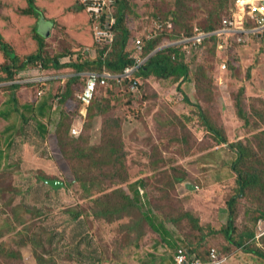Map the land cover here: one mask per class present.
Listing matches in <instances>:
<instances>
[{
	"label": "rangeland",
	"instance_id": "374dc122",
	"mask_svg": "<svg viewBox=\"0 0 264 264\" xmlns=\"http://www.w3.org/2000/svg\"><path fill=\"white\" fill-rule=\"evenodd\" d=\"M36 1L55 20L47 37L49 55L77 52L93 43L94 23L86 10L77 11L83 0ZM220 1L125 0L126 22L132 32L130 50L137 52L138 40L144 47L146 40L161 37L159 51L179 42L189 29L202 30L213 5ZM118 7L117 0H112V15ZM25 8L26 0H0V28L21 51H34L33 30L40 22L37 25L36 20L21 17ZM263 41L246 44L232 38L226 45L218 40L223 45L221 49L217 45L218 54L215 47L204 43L185 51L190 81L178 90L174 81L155 77L137 79V85L118 84L110 95L100 90L95 101L99 99L103 113L110 110L109 114L97 112L85 125L82 107V117L78 115L71 124V129L77 126L80 131L73 134L70 129L69 137L71 141L83 138L81 143L89 148L104 147L108 118L120 117L119 155L124 168L98 169L96 159L86 165L83 181H79L83 172L72 169L55 132L62 117L61 97L51 99L64 91L76 73L34 68L20 74L22 84L49 82L40 93L37 84L20 91L27 102L32 98L49 102L46 115L40 118L49 130L44 136L38 120L26 123L22 119L23 113L32 114L17 97L12 100V91L3 92L6 83L1 84L0 111L12 112L0 119V250L8 256L22 251L25 264H169L179 248L195 250L193 255L215 248L227 257L223 264H264L262 256L229 242L223 231L229 220L228 201L238 189L234 170L238 154L231 143L249 146L253 172L264 169ZM75 55L62 61L70 63ZM140 57L147 61L143 52ZM197 105L226 131L229 144L214 141ZM239 106L247 121L239 115ZM139 179L145 186L137 183ZM46 180L64 185L54 187ZM186 182L196 188L189 190ZM121 185L125 189H120V196L123 192L133 196L131 186L139 188L141 207L129 213L118 210L117 217L97 214L95 199L112 194ZM258 208L264 209L261 189L238 199L234 238L264 251V220L257 224L254 219L259 218ZM151 210L157 224L162 222L169 230L163 235L142 220V212ZM188 212L192 219L197 217L196 223L185 216ZM255 232V237L249 236Z\"/></svg>",
	"mask_w": 264,
	"mask_h": 264
},
{
	"label": "trees",
	"instance_id": "16d2710c",
	"mask_svg": "<svg viewBox=\"0 0 264 264\" xmlns=\"http://www.w3.org/2000/svg\"><path fill=\"white\" fill-rule=\"evenodd\" d=\"M26 2L27 8L22 10L21 17L34 19L37 21V25L40 22V26L35 27L33 30V40L36 43V49L34 51H21L12 43V41L6 37L0 28V56L3 59L2 63L0 64V85L6 83L4 85L6 88L2 91H12V100H14V97H17L20 101V104H22L25 109L32 114L30 117H28L27 114L23 113L22 119L26 123L31 120H38V126L42 131V136H44L45 134L49 133V130L47 129L45 123L40 120V118L46 115V107H50V104L48 101L40 102L39 100H35V98L30 99L28 102L24 100L20 93L23 87L26 85L33 87V84L37 83H20V74L34 68H39V70L42 72L54 70L58 73H76V75H74V77L71 78V80L67 83V85L64 86V91H61V93L57 92L53 98H51L54 99L61 97L59 103L62 105V117L55 132L58 139H60L62 150L66 158L71 162L70 164L72 165V169H75L74 171L80 170L83 172V175L79 181H83L85 179L86 165L92 162L95 163L94 161L96 159L101 162V164H98L99 162H97L98 169L105 170L107 168H112V171H116L124 168V162L122 161L123 158L119 155L121 150V141L118 137V132L122 124L120 117L115 116L113 118H108L109 122L105 129L107 145L104 147H86L81 143L83 138L71 141L69 134L71 124L74 122V120H76L75 118L78 115L82 117V105L77 95L81 91L82 87L85 86L88 79L84 73L95 72L102 74L105 71H108L114 75H124L126 70L129 67L134 66L136 63L135 57L137 52L135 53L134 51L130 50L132 32L127 26L126 22V9L128 5L126 4L125 0H117L119 7L115 14L113 13L116 19V23L113 26V43H100L95 39L94 35L93 43L91 45L85 46L83 49L78 50L77 52L69 51V53H61L51 56L47 52V37L55 23V20L53 18L47 17V15L44 14L43 7L41 8L36 0H26ZM234 2L235 0H221L220 2L213 5L209 13V23L205 28H202V30L207 33H213L221 29L223 21L225 19H230L232 16L231 9L234 6ZM77 8V11H87V5L84 3H82V5L78 6ZM88 13L89 12L87 11V14ZM108 15L109 10L103 14L101 19H95L91 15L89 16V21L94 23L95 31L98 26L102 28L105 27L107 24ZM45 18H48L49 23L45 21ZM164 34L166 35L167 33ZM193 34L194 29H189L183 35V37H191ZM161 39V37H153L152 39L150 38L146 40V43L143 47L144 50L142 52L145 58H147V61L130 78H122L120 82L111 80L108 86H102L101 84H98L91 105L88 109L85 125H89L91 123L93 116L97 112L103 115L106 114V116L109 114L108 112L110 110L103 113V110L101 109L102 104L99 102V99L95 101L100 90L102 89L107 92L106 94L110 95L109 91H113V88L118 84H125L128 86L129 83H135L137 85V79L147 80L150 77H155L157 79L174 81V86L178 90L182 84L188 83L190 81L189 66L185 62V59L188 58V56L183 50V47L181 45H175L162 48L158 51L156 48H158L160 45ZM218 40V37L213 35L204 42L203 46L211 45L215 47V51V49L217 50ZM215 52L217 54L220 53L218 50ZM74 54H76V59H74L75 61L73 59L69 61L70 63L62 61L63 59ZM48 83L49 82L47 81L37 84L40 88L38 93H40L43 87L47 86ZM1 99L2 97L0 95V100ZM185 100L188 101V99ZM54 101H56V99ZM197 107L199 109L200 119L203 122L206 131L214 138V141L218 145L229 144V138L226 134V131L222 127L215 125L204 109H202L199 105H197ZM14 110L17 113L21 112L18 107H15ZM11 112L12 110L5 113L0 111V119H7L11 115ZM239 115L244 120H248L246 113L241 106H239ZM19 129L22 130L24 127H20ZM10 138H14V135H11ZM11 143L12 142L10 141V144ZM231 144V147L238 154L234 163V170L238 175V189L237 193H235V195L228 201L230 206V212L228 216L229 220L223 231L229 242L240 246L246 251L256 253L257 255L264 258V251L260 250V248H253L250 246V244H244L243 242L234 238V231L236 229L235 204L237 203L238 199L241 198V196L249 197L251 192L257 191L258 189H261L264 193V169L259 172H253L251 170L248 162L251 159L253 153H251L248 145L243 143ZM2 154L3 151L0 149V155ZM122 179L124 181L128 180L124 176ZM137 183L145 186L143 179H139ZM120 189L124 190L125 186L121 185L119 189L115 190L112 194H106L95 199V203L98 205V211H96L97 214L104 213L106 217L108 215L117 217L118 210H123L124 213H129L131 208L141 207V196L138 187L131 186L130 189L133 193V196H130L126 192H123L122 196H120L118 193L121 191ZM115 195H117V197H115ZM257 211L259 212V218L255 217L254 219L255 221H258L257 224H259L261 221L260 219L264 220V209L261 210L258 208ZM80 215L81 213H77L76 216L79 217ZM155 216L157 215L154 214L152 210L151 212H142V220H145L154 231L163 235L169 230L165 228L162 222L158 225L154 218ZM185 216L195 223L198 220L197 217L192 219L193 215L190 212L185 213ZM171 220L175 221V219ZM163 222L165 223V221ZM249 236L255 237L256 232L249 233ZM2 249L4 248L2 247ZM211 250L212 249H208L206 252H202L200 254L197 253L195 255L203 260H208L210 258ZM188 251L193 254L195 250ZM35 252L37 251L34 250V254L38 258ZM10 255L11 256H8L3 250H0V264H8L9 262L10 264H25V254H23L22 251L10 252ZM172 262L169 264H172Z\"/></svg>",
	"mask_w": 264,
	"mask_h": 264
},
{
	"label": "built area",
	"instance_id": "2783aa9c",
	"mask_svg": "<svg viewBox=\"0 0 264 264\" xmlns=\"http://www.w3.org/2000/svg\"><path fill=\"white\" fill-rule=\"evenodd\" d=\"M260 1H262V7L260 10L256 11L251 8L250 0H235L232 8V16L230 19H225L223 21L221 29L213 33H207L201 29L195 28L193 36L183 38L179 42L171 43L168 46L181 45L183 50L189 53L191 48H197L213 35L217 36L218 39L226 45L229 44L232 38H234L237 43L246 42L259 37L264 38V0ZM83 3L87 5V11L95 19H101L103 14L109 10L107 24L103 28L97 27L95 38L100 43H113V26L116 23V19L114 15L111 14L112 0H83ZM239 9L243 11V17L240 19L237 18V11ZM137 43L136 63L134 66L129 67L124 75H114L108 71L102 74L95 72L84 73L88 79L77 96L81 101L82 107L85 109L86 116L98 84L108 86L111 80L120 82L122 78H130L145 64L146 61H142L140 57L143 51L142 42L138 40ZM218 48H223V45L218 44ZM79 131L80 127L74 126L72 128L73 134H77ZM226 259L227 257L221 256L215 248L211 250L208 260H203L197 257V255H193L191 252L179 248L173 256L172 264H223Z\"/></svg>",
	"mask_w": 264,
	"mask_h": 264
},
{
	"label": "crops",
	"instance_id": "0c3cea01",
	"mask_svg": "<svg viewBox=\"0 0 264 264\" xmlns=\"http://www.w3.org/2000/svg\"><path fill=\"white\" fill-rule=\"evenodd\" d=\"M250 5H251V8H253L254 10L257 11V10H260V8L262 7V1H260V0H250ZM242 17H243V11H242V9H239L237 11V18L240 19ZM258 39H261V37L253 39V40H248V41H246V44L247 43H251V42L255 43V41H257ZM263 43H264V41H263ZM252 45H254V44H252ZM261 64H262V66L264 65V53L262 54V57H261Z\"/></svg>",
	"mask_w": 264,
	"mask_h": 264
},
{
	"label": "water",
	"instance_id": "95a60500",
	"mask_svg": "<svg viewBox=\"0 0 264 264\" xmlns=\"http://www.w3.org/2000/svg\"><path fill=\"white\" fill-rule=\"evenodd\" d=\"M48 183H50L51 185H53L54 187H60L63 186L64 183L60 182L59 180H46ZM186 188H188L189 190H193L196 188V186L191 183V182H186L185 183Z\"/></svg>",
	"mask_w": 264,
	"mask_h": 264
}]
</instances>
